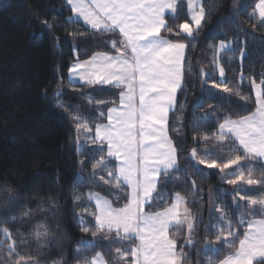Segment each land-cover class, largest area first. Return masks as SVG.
Returning <instances> with one entry per match:
<instances>
[{
    "label": "snow or ice",
    "instance_id": "6c2138e0",
    "mask_svg": "<svg viewBox=\"0 0 264 264\" xmlns=\"http://www.w3.org/2000/svg\"><path fill=\"white\" fill-rule=\"evenodd\" d=\"M180 2L66 0L74 13L70 22L82 21L94 33H111L119 38L108 41L114 55L97 52L69 69L70 75L89 86L110 85L119 90L118 102H88L89 111L97 113L91 122L78 111L72 117L78 150L91 146L87 159L92 164L90 175L95 177L92 187L110 195L113 189L122 192V196H115V203L92 190L83 200L79 193L74 195L73 202L79 209L77 223L92 237L77 242V264H186L190 260L186 248L196 250L197 260L204 259L206 264H216L209 253L218 255L224 248L234 251L218 264H264V78L257 82L249 77L254 110L237 118H220L222 122L211 134L204 131L206 119L193 122L197 131L192 135L190 159L205 169L217 170L232 186L230 209L222 203L210 208L202 246L194 239L202 216L193 213L190 201L181 192L174 191L169 199L159 191L161 177L171 182L175 178L172 174L180 170L177 142L181 146L187 143L181 138V122L173 130L176 140L169 134V114L175 110L184 80L188 48L184 41L195 38L207 15L204 0H184L187 18L175 23ZM249 19L255 21L253 28L256 23L264 27V0H258ZM233 22L238 23L235 19ZM214 49L211 62L223 87L214 83L212 88L227 93L229 99L240 97L244 104L239 107L243 108L249 100L239 90L243 70L234 89L228 86L220 63L221 54L233 50V44L221 40ZM239 56L242 61L245 52L241 50ZM60 95L59 91L55 93L57 98ZM113 162L118 163L109 167ZM78 163L84 167L85 159ZM190 184L195 195L196 181L190 180ZM11 200L18 204L17 197ZM146 206L152 210L146 211ZM242 208L248 211L241 212ZM29 212L25 206L19 217L11 212L0 217V264H44L52 241L46 227L34 226L30 238L20 231ZM49 212L54 213L55 208ZM7 224L15 227V235ZM209 234L215 239L210 240ZM102 241H108L103 251H90L100 248Z\"/></svg>",
    "mask_w": 264,
    "mask_h": 264
},
{
    "label": "trees",
    "instance_id": "16d2710c",
    "mask_svg": "<svg viewBox=\"0 0 264 264\" xmlns=\"http://www.w3.org/2000/svg\"><path fill=\"white\" fill-rule=\"evenodd\" d=\"M257 2L204 0L205 22L194 39L184 41L188 44L184 80L175 110L169 116V134L176 140L173 130L180 127L179 121L183 125L181 138L187 143L181 146L177 142L180 170L172 174L175 178L171 182L161 177L159 191L169 199L174 191L181 192L190 201L188 206L193 213L202 216L194 238L201 242L200 246L210 208L222 203L225 209H230L232 186L217 170L205 169L190 159L188 151L194 146L192 135L197 131L193 122L206 119L204 131L211 134L222 122L220 118L226 115L237 118L254 110V90L249 77L257 82L264 78V27L256 23L253 28L255 21L249 19ZM177 7L175 23L183 22L187 18L186 3L181 1ZM72 14L65 0H0V217L6 212L19 217L26 206L30 212L23 218L25 227L20 228L25 237L30 238L34 226L48 229L52 243L48 245L44 264H53L56 260L77 264V242L92 239L77 223L79 209L73 202L75 194L79 193L83 200L92 190L114 203L115 196H122L120 189H113L110 195L104 189L92 187L95 177L90 175L92 164L87 159L91 146L78 150L72 119L77 111L89 119L97 114L89 111L90 100L118 102L119 90L69 81L72 64L87 61L97 52L114 55L108 41L119 38L111 33H94L80 22H70ZM234 19L238 23H234ZM168 22L174 23L171 19ZM221 40L233 44V50L221 54L220 59L229 87L239 86L238 76L243 70L244 80L239 90L249 98L243 108L239 107L244 104L240 97L229 99L227 93L212 88L214 83L223 87L211 62L214 46ZM241 50L245 52L242 61ZM57 91L61 93L58 98ZM82 158L84 167L78 163ZM116 163L108 166L114 168ZM197 168L201 171L197 172ZM81 180L83 182L78 183ZM190 180L196 181L195 195ZM11 197H17L18 204H14ZM193 200L195 203H191ZM52 208H55L54 213L49 212ZM91 210L95 211L94 207ZM145 210L152 209L146 206ZM245 211L248 209H241ZM229 215L233 213L229 211ZM85 218L91 223L87 214ZM6 226L15 235V227ZM208 238L215 239L211 234ZM107 243L102 241L100 248L90 251H103ZM185 251L190 257L186 264H206L204 259L197 260L196 250L186 248ZM232 251L234 249L224 248L218 255L209 253V256L218 264Z\"/></svg>",
    "mask_w": 264,
    "mask_h": 264
},
{
    "label": "crops",
    "instance_id": "0c3cea01",
    "mask_svg": "<svg viewBox=\"0 0 264 264\" xmlns=\"http://www.w3.org/2000/svg\"><path fill=\"white\" fill-rule=\"evenodd\" d=\"M66 1V0H65ZM181 1H184V0H181ZM68 5V4H67ZM69 6V5H68ZM70 7V6H69ZM73 13V12H72ZM72 16H74V13L72 14ZM80 23H83L82 21ZM84 24V23H83ZM87 26V25H86ZM88 27V26H87ZM84 62V61H83ZM75 64V63H74ZM73 65V64H72ZM72 65L70 66V68L72 67ZM69 68V69H70ZM69 81L72 83V84H77V85H87L84 83V81H81L78 77L77 78H74L72 75H70V72H69ZM100 86H110V85H100ZM179 93V91H178ZM177 93V95H178ZM176 99H177V96H176ZM171 114V112H170ZM169 114V116H170ZM118 163V162H117ZM255 263V261H254Z\"/></svg>",
    "mask_w": 264,
    "mask_h": 264
},
{
    "label": "rangeland",
    "instance_id": "374dc122",
    "mask_svg": "<svg viewBox=\"0 0 264 264\" xmlns=\"http://www.w3.org/2000/svg\"><path fill=\"white\" fill-rule=\"evenodd\" d=\"M85 25V24H84Z\"/></svg>",
    "mask_w": 264,
    "mask_h": 264
}]
</instances>
